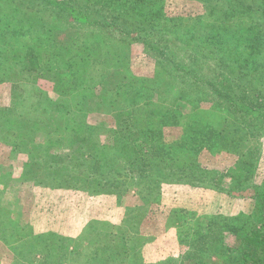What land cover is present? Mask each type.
<instances>
[{"label":"rangeland","instance_id":"374dc122","mask_svg":"<svg viewBox=\"0 0 264 264\" xmlns=\"http://www.w3.org/2000/svg\"><path fill=\"white\" fill-rule=\"evenodd\" d=\"M111 1L120 20L101 8ZM111 1L0 0V264H223L264 230V47L243 68L234 44L264 31V0H231L240 23L226 35L205 22L210 1L150 0L153 27L147 8ZM161 27L163 56L148 47ZM248 99L258 113L234 104ZM174 143L179 156L163 158ZM150 158L166 172L157 183L139 177ZM195 165L193 184L176 178ZM212 218L213 231L244 227L222 251L203 245Z\"/></svg>","mask_w":264,"mask_h":264},{"label":"trees","instance_id":"16d2710c","mask_svg":"<svg viewBox=\"0 0 264 264\" xmlns=\"http://www.w3.org/2000/svg\"><path fill=\"white\" fill-rule=\"evenodd\" d=\"M133 1H134L133 5H132L133 8H135V9L147 8L148 9V12H146L145 15L147 16L146 19L148 18L150 23L154 22V20H157L156 18L162 17V5L159 8H154V6H151L148 4L150 2V0H133ZM152 1H154V0H152ZM206 1H210V2L208 3V5L206 7L207 8V14H206L207 16H205L204 19H205V22L210 26L211 31L216 32V30L222 29L223 31H225V35H226V33L229 29H234L233 28L234 25L240 23V22H236L235 20H234V22H231V19L234 16V14H232V12L229 11V9L232 8L230 6H234L233 5L234 3L231 2V0H230V3H228V6L223 5L227 2L226 0H224V1L220 0V3L223 6L222 5L219 6L218 3H217V5L213 4L212 0H206ZM233 1H235V0H233ZM107 5L109 6L108 8H106L104 6L101 7L102 10H104L103 12H106L107 15H110V17H112V19H114V20H120V18H119V12H120L119 7H117L116 5L113 6V1H111V3L107 4ZM226 7H229V8H226ZM244 8H246V7H244ZM144 12H145V10H144ZM250 12H248V14H247L248 17L256 16V14L254 16H251ZM207 17H208V19H207ZM162 20H163V18H162ZM120 22L122 24L124 23V21H120ZM153 26H154V23H152V27ZM193 26H196V24H193ZM163 30H164L163 27H161V29H156V31L152 30L151 33L149 34L150 41H148L149 49L159 50L160 54H162V56L164 55L163 53L165 50H170V47H169L170 39L166 37L165 32ZM248 31H250V33L248 35L237 37L234 41L236 48H238L237 44H241V43L245 44V46H243V48H241V49L245 52V54H248V55H245V57L242 60L241 59L237 60V62H239V64H240L239 66L243 67V68L251 67L253 65V63L251 64V61H250L252 56L254 57L258 53V51L264 47V34H263L264 31H263V28L258 27V29H257V26L255 27L253 25V26H250L248 28ZM253 33H255V34H253ZM214 34H216V33H214ZM222 38H225V37H221V39L220 38H216V39H220V43L222 44V47H224V48L229 47L231 44L230 43L231 40L230 41L222 40ZM226 38H228V37H226ZM162 40L164 43L161 42ZM144 41L147 43L146 39H144ZM180 42H182V43H180V44L177 43V44H179V46L177 48L182 49L183 57L188 58V54H189L190 57L194 58L192 54H194L195 51L192 48H190L191 49V51H190L187 48L189 46L185 47L184 46V44L186 43L185 41L181 40ZM174 48H175V46H174ZM163 49H164V51L162 52ZM180 49H179V51H180ZM174 50H176V48ZM176 57H179V59H180V61H178L179 64H184L183 58L180 56L179 53L176 55ZM138 82L140 85L135 86L134 93H135V95H141L140 97H142L143 96L142 95L143 84H142V81H140V80H138ZM243 98H251V97L243 96ZM228 99L230 100V97H228ZM231 99H233V98H231ZM233 101H236V100H233ZM245 103L246 104H252V105H245ZM234 104H237L238 107L242 111H248L250 113H258L257 111L260 110L259 99H248V101H236ZM253 106H255V108ZM156 114H155V116H156ZM155 116L152 118L151 115L148 114L147 117L149 120L151 118L154 119ZM165 117L167 118L168 115H166ZM205 123H206L205 125L207 126L208 123L207 122H205ZM196 125H197L196 127L198 128L199 124H196ZM186 132H187V134H186V138H187L190 136L188 134V129ZM197 136H199V133L197 134ZM211 136L217 137L218 133L213 131V132H211ZM179 145H180V143H174L171 145V149L163 150V153L165 154L163 158H165V157L174 158V156H179V154H174V150L179 149V148H177ZM124 146L125 145H123L122 148ZM212 147L215 148V145ZM203 148L204 147L201 145L198 148V150L200 151ZM184 151H186V150H184ZM240 156L241 157L244 156V153L241 152ZM152 157L159 158V152H157L155 149H152ZM150 159L151 160H149V161L153 165V168H150L151 169L150 174H144V173L139 174V177L141 180L148 179L152 183H154V182L157 183V181L160 180V177H162L163 173H165V175H166V172H164V169L161 168V165L157 162V160H155L153 158H150ZM186 159H187V157H185V160ZM255 162H256V159H254L251 162V164H249V163L247 164L246 161H242V163H241V160H239L238 161V166H239L238 176H240V177L245 176V171L249 173V169H250L251 165L254 164ZM192 166H190L189 172L183 171V173L176 175V178L180 182L185 180L186 184L187 183L193 184V182L196 181L197 177L200 176V174H199V171H200L199 168L200 167L195 165L196 169H193ZM111 171H113V169L112 170L110 169L109 173H111ZM236 182H239V180H236ZM188 211L189 210L185 209L184 210L185 214H187ZM235 218H237V217L235 216ZM212 219H215V218H212ZM234 220L235 219L233 218L230 221V224L232 223L231 225H227V224L225 225L224 223L221 222L222 224L218 226L219 227L218 229H215L216 231H213V229L215 228V226H217L219 224V221H217L215 219L211 222V224L208 227V231L203 232V233H208L205 236L206 241L203 243V245H205V247H206L205 249L207 251L211 248H214V249L221 248V247H219L220 241L222 238H224V235L226 234V232L229 234L238 233V236H239V234H241L243 232L244 227L241 226V228H240V226L238 224L234 223ZM213 236L218 237L217 238L218 240H216V243H214V241H213ZM209 237L211 239H209ZM217 241L219 243H217ZM215 244H216V246H215ZM221 244H225V243L222 242ZM223 248L224 247L222 246L221 251L223 250ZM233 250L236 251L235 254L231 253L232 251L227 253L226 259H225L223 264H264V230H262V231H260V230L249 231L247 234H245L241 237V242L239 243V245L237 247H234ZM198 257H200L202 259L204 258L201 254H199ZM200 263H202V262H200ZM200 263H198V264H200Z\"/></svg>","mask_w":264,"mask_h":264},{"label":"crops","instance_id":"0c3cea01","mask_svg":"<svg viewBox=\"0 0 264 264\" xmlns=\"http://www.w3.org/2000/svg\"><path fill=\"white\" fill-rule=\"evenodd\" d=\"M174 240V238H173V235L171 236V241H173ZM172 246L174 247V245L172 244ZM148 247L149 246H146V248H145V251L147 252L148 251Z\"/></svg>","mask_w":264,"mask_h":264}]
</instances>
